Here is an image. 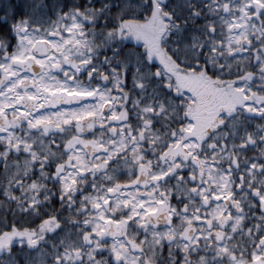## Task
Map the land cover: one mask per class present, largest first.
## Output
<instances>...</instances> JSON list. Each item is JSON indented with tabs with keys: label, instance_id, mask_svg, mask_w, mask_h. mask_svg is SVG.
I'll use <instances>...</instances> for the list:
<instances>
[{
	"label": "snow or ice",
	"instance_id": "obj_1",
	"mask_svg": "<svg viewBox=\"0 0 264 264\" xmlns=\"http://www.w3.org/2000/svg\"><path fill=\"white\" fill-rule=\"evenodd\" d=\"M0 33L11 41H0V163L36 193L30 207L52 175L76 210L0 221V255L36 244L38 229L61 233L56 264H101L102 245L108 264H153L165 240L173 264H264V154L239 155L264 143L241 131L264 120V0H138L109 13L0 0ZM175 33L194 60L168 46Z\"/></svg>",
	"mask_w": 264,
	"mask_h": 264
},
{
	"label": "clouds",
	"instance_id": "obj_2",
	"mask_svg": "<svg viewBox=\"0 0 264 264\" xmlns=\"http://www.w3.org/2000/svg\"><path fill=\"white\" fill-rule=\"evenodd\" d=\"M90 8H99L103 10L105 13L111 12L112 9L119 8L120 6L127 4L129 8H132L138 0H97L96 3H92L91 0H85ZM178 4H183L185 0H176ZM108 3L110 5L109 8H104V5ZM101 21H103L104 17H100ZM92 26H89V29ZM89 29H85L88 31ZM97 37L96 42L99 43L101 38V31L99 28L96 29ZM0 41L5 43H10V37L5 33H0ZM184 39L181 34L175 33L170 38H168V46L179 50L178 55H180L181 59H184L186 62L188 59H195L197 53L193 52L190 56H185L183 54V46ZM95 46V45H94ZM123 44L113 42L112 47H122ZM108 51L103 46H100L93 53L94 56L103 58L105 52ZM111 55V53L109 52ZM119 57L113 56V63L115 64ZM209 72L216 71V69L209 65ZM128 91L132 96H135L137 99H147L146 96H142V93L135 89L134 87H129ZM179 103V102H177ZM127 111L133 117V120L137 118V109L132 105L131 102L128 103ZM255 124L257 127L255 130L245 128L242 124L241 131L245 137L248 136L249 131H258L259 135L256 136V140L259 141L262 136H264V120H261L259 123L255 120H245L244 124L247 123ZM165 120L163 119V114L161 118H158V123L155 125L157 129H160L161 134H163ZM135 127V125H133ZM211 131V130H210ZM212 135H218L217 132H212ZM51 139V135L49 136ZM230 143L239 142V135H237L236 140L233 141L231 137H229ZM211 142V140L209 141ZM142 151H148L149 155H151L152 151H155L152 148L151 143H145L140 145ZM253 151H250L247 155L244 153H239L241 161H246L248 156H256L264 154V143L256 144L253 143L251 145ZM147 159V158H145ZM10 174L7 170H5L4 165L0 163V221H4L6 219L17 220L21 224L25 221H30L34 217L39 216L41 212H49L52 215H59L62 220L66 219L69 215L75 216V207L71 210L68 209L67 203L68 201L60 200L59 196L61 193L58 191V183L54 176L48 175L42 183L44 187L40 194V204L39 206H29V200L31 197H34L36 193L30 192L26 189L24 184H17L15 180H11ZM89 178H85L84 183L88 181ZM30 182V181H29ZM53 200L56 203H53ZM63 229V225H61ZM131 232H135V228L130 229ZM42 236V238H41ZM36 239L37 243L34 245L28 244L26 240L17 239L12 242V246H10L3 255H0V264H8L11 261V264H56L55 255L58 251V244L61 239V233L58 232H50L47 234H41L39 230L36 231ZM163 239V237H161ZM160 244L156 249V257L153 261V264H173L172 259H169V253L165 244ZM101 250L103 254L98 257V260L101 264H108L109 251L107 250L106 245L101 246ZM143 254V253H141ZM211 258V257H210ZM115 264V261L112 262Z\"/></svg>",
	"mask_w": 264,
	"mask_h": 264
}]
</instances>
